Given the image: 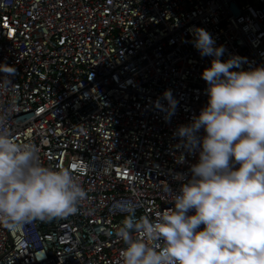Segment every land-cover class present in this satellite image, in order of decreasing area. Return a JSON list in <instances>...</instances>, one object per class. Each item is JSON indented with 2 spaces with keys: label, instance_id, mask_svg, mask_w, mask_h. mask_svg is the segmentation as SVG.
Segmentation results:
<instances>
[{
  "label": "built area",
  "instance_id": "built-area-1",
  "mask_svg": "<svg viewBox=\"0 0 264 264\" xmlns=\"http://www.w3.org/2000/svg\"><path fill=\"white\" fill-rule=\"evenodd\" d=\"M193 26L224 46L221 60L264 65V0H0L4 128L87 193L66 217L0 226V264H120L126 213L113 202L135 201L137 216L172 207L175 175L198 159L174 132L207 103L212 58Z\"/></svg>",
  "mask_w": 264,
  "mask_h": 264
},
{
  "label": "clouds",
  "instance_id": "clouds-1",
  "mask_svg": "<svg viewBox=\"0 0 264 264\" xmlns=\"http://www.w3.org/2000/svg\"><path fill=\"white\" fill-rule=\"evenodd\" d=\"M192 43L212 58L201 72L207 103L174 135L198 159L189 176L175 175L172 207L137 216L135 201L113 202L126 213L114 229L125 245L120 264H264V65L245 69L236 54L221 60L224 46L201 27H192ZM163 96L171 114L177 101L169 89ZM4 123L0 116V226L75 213L87 193L72 170L43 164Z\"/></svg>",
  "mask_w": 264,
  "mask_h": 264
}]
</instances>
